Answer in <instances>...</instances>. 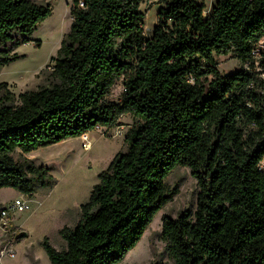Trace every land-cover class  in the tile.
Returning <instances> with one entry per match:
<instances>
[{
    "label": "trees",
    "instance_id": "16d2710c",
    "mask_svg": "<svg viewBox=\"0 0 264 264\" xmlns=\"http://www.w3.org/2000/svg\"><path fill=\"white\" fill-rule=\"evenodd\" d=\"M140 3L72 0L50 84L20 94L19 105L3 90L0 188L30 197L53 188L49 167L13 154L113 128L130 114L128 149L100 173L78 224L59 230L65 248L43 240L50 263L122 262L177 193L168 176L188 167L197 208L162 223L174 264H264V0H217L208 16L204 2L159 0L150 36ZM51 15L31 0H0V68L20 59L14 49ZM229 53L241 68L222 75L215 55Z\"/></svg>",
    "mask_w": 264,
    "mask_h": 264
},
{
    "label": "rangeland",
    "instance_id": "374dc122",
    "mask_svg": "<svg viewBox=\"0 0 264 264\" xmlns=\"http://www.w3.org/2000/svg\"><path fill=\"white\" fill-rule=\"evenodd\" d=\"M51 7L52 15L42 22L31 41L14 49L20 59L0 68V98L7 89L16 97L27 91H35L51 82L52 58L57 55L61 42L72 25V0H31ZM204 2L208 16L217 0ZM159 0H141L140 9L145 15L144 33L150 36L158 21ZM222 75L233 73L241 64L232 53L215 55ZM259 64V63H258ZM262 70V69H261ZM264 76V75H263ZM6 83V88L2 84ZM124 92L120 79L112 88L110 100L119 102ZM135 124L130 114L120 118L119 124L109 130L96 129L87 133L93 141L91 148L83 146L85 136L41 147L31 153L17 150L13 157L31 159L37 166H49V175L57 183L53 188H39L34 195H19L13 188H0V209L15 199H24L29 208L14 213L5 227L0 223V264H51L43 246L48 237L56 249L65 248L59 230L65 226L75 227L81 218V206L89 200L99 175L106 170L120 152L128 149L125 134ZM120 128L122 133H117ZM170 189H176L173 199L161 209L145 231L138 244L118 264H174L162 240V223L165 216L177 218L184 210L195 212L200 188L190 168L178 167L167 178ZM25 231L27 236L16 239Z\"/></svg>",
    "mask_w": 264,
    "mask_h": 264
},
{
    "label": "built area",
    "instance_id": "2783aa9c",
    "mask_svg": "<svg viewBox=\"0 0 264 264\" xmlns=\"http://www.w3.org/2000/svg\"><path fill=\"white\" fill-rule=\"evenodd\" d=\"M257 53V52H256ZM247 68V67H246ZM96 129H106L109 130L111 128H104V127H96ZM95 129V130H96ZM117 133H122V130H120V128L117 130ZM85 136V142L83 144V146L85 148H88L90 146V141L88 139V135L85 134L83 135ZM29 208L27 201H25L24 199H15L12 202L6 204L4 207H2L0 209V223L2 226H7L10 222V217L17 212H24L25 210H27Z\"/></svg>",
    "mask_w": 264,
    "mask_h": 264
},
{
    "label": "water",
    "instance_id": "95a60500",
    "mask_svg": "<svg viewBox=\"0 0 264 264\" xmlns=\"http://www.w3.org/2000/svg\"><path fill=\"white\" fill-rule=\"evenodd\" d=\"M49 167V166H48ZM27 236V233L25 231H21L16 235V239H22Z\"/></svg>",
    "mask_w": 264,
    "mask_h": 264
},
{
    "label": "bare ground",
    "instance_id": "6f19581e",
    "mask_svg": "<svg viewBox=\"0 0 264 264\" xmlns=\"http://www.w3.org/2000/svg\"><path fill=\"white\" fill-rule=\"evenodd\" d=\"M92 144H93V141H90V146L88 147V149L91 148Z\"/></svg>",
    "mask_w": 264,
    "mask_h": 264
},
{
    "label": "crops",
    "instance_id": "0c3cea01",
    "mask_svg": "<svg viewBox=\"0 0 264 264\" xmlns=\"http://www.w3.org/2000/svg\"><path fill=\"white\" fill-rule=\"evenodd\" d=\"M19 195H23V194L19 193Z\"/></svg>",
    "mask_w": 264,
    "mask_h": 264
}]
</instances>
